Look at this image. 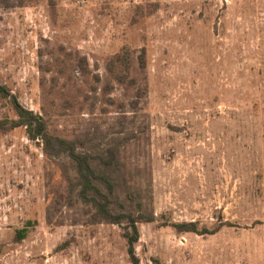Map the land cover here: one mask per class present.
Returning a JSON list of instances; mask_svg holds the SVG:
<instances>
[{"label": "rangeland", "instance_id": "rangeland-1", "mask_svg": "<svg viewBox=\"0 0 264 264\" xmlns=\"http://www.w3.org/2000/svg\"><path fill=\"white\" fill-rule=\"evenodd\" d=\"M0 83L80 150L119 144L139 264H264V0H0ZM62 161L0 134V264H129Z\"/></svg>", "mask_w": 264, "mask_h": 264}, {"label": "trees", "instance_id": "trees-1", "mask_svg": "<svg viewBox=\"0 0 264 264\" xmlns=\"http://www.w3.org/2000/svg\"><path fill=\"white\" fill-rule=\"evenodd\" d=\"M0 98L10 100L16 115L12 120H0V134L24 128L29 140H40L46 158L65 159L66 162H60L59 167L67 179L69 197L75 195L76 199L87 207L91 224L105 223L119 227L125 241L129 264H139L135 252V244L139 239L137 224L152 223L154 215L151 212L134 214L127 211L125 205L117 199V187L125 186V180L121 178L119 144L107 146L97 153L80 150L79 140L49 134L44 119L25 109L1 83ZM135 206L138 211L142 208V203L136 202ZM169 226L177 233L213 235L223 226L230 224L220 223L212 229L198 228L195 222L171 223ZM23 235L22 230L17 231L15 234L17 241H20Z\"/></svg>", "mask_w": 264, "mask_h": 264}]
</instances>
